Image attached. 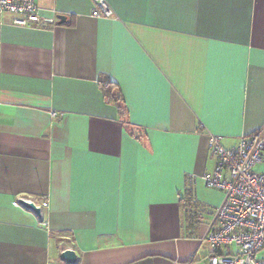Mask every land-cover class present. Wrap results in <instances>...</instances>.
<instances>
[{"label":"crops","instance_id":"obj_1","mask_svg":"<svg viewBox=\"0 0 264 264\" xmlns=\"http://www.w3.org/2000/svg\"><path fill=\"white\" fill-rule=\"evenodd\" d=\"M106 2L0 14V264H68L66 247L73 264H204L224 197L201 179L207 135L264 132V0Z\"/></svg>","mask_w":264,"mask_h":264},{"label":"built area","instance_id":"obj_2","mask_svg":"<svg viewBox=\"0 0 264 264\" xmlns=\"http://www.w3.org/2000/svg\"><path fill=\"white\" fill-rule=\"evenodd\" d=\"M92 2V16L113 15L106 0ZM37 9L35 0H0V14H13V23L20 26L38 22ZM220 141L221 136L208 133L207 147L215 157V166L201 175L206 187L224 194L222 202L213 211L217 226L205 236L210 254L204 264H264V259L259 256L264 247V172L254 170L264 154V132L257 130L241 135L230 148L223 147ZM193 180L194 177L185 187L192 200ZM20 199L32 201L41 209L35 200L23 196L16 198V206L20 205ZM228 245L237 247V253L232 257L220 252Z\"/></svg>","mask_w":264,"mask_h":264},{"label":"water","instance_id":"obj_3","mask_svg":"<svg viewBox=\"0 0 264 264\" xmlns=\"http://www.w3.org/2000/svg\"><path fill=\"white\" fill-rule=\"evenodd\" d=\"M59 18L62 20L63 16H59ZM19 202L22 206L33 211L36 215H40V208L36 206L32 201L20 199ZM60 257L68 264H73L76 261V253L71 248H64L63 250H61Z\"/></svg>","mask_w":264,"mask_h":264},{"label":"trees","instance_id":"obj_4","mask_svg":"<svg viewBox=\"0 0 264 264\" xmlns=\"http://www.w3.org/2000/svg\"><path fill=\"white\" fill-rule=\"evenodd\" d=\"M105 86H107V89L105 91L106 98L117 103L120 99L119 93L116 91V84L111 81H108L105 83Z\"/></svg>","mask_w":264,"mask_h":264}]
</instances>
